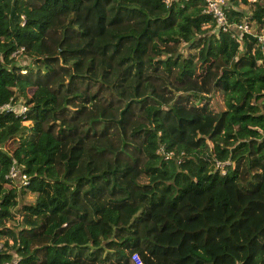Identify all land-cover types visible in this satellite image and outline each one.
Wrapping results in <instances>:
<instances>
[{
    "label": "trees",
    "instance_id": "trees-1",
    "mask_svg": "<svg viewBox=\"0 0 264 264\" xmlns=\"http://www.w3.org/2000/svg\"><path fill=\"white\" fill-rule=\"evenodd\" d=\"M240 1L232 37L204 0H0V108H26L0 109V264H264V0Z\"/></svg>",
    "mask_w": 264,
    "mask_h": 264
},
{
    "label": "built area",
    "instance_id": "built-area-1",
    "mask_svg": "<svg viewBox=\"0 0 264 264\" xmlns=\"http://www.w3.org/2000/svg\"><path fill=\"white\" fill-rule=\"evenodd\" d=\"M249 2H254L256 0H247ZM164 2H167V0H164ZM205 2V9L204 11L209 13L214 22L215 27L217 30L220 31H229L231 33V36L233 37L235 34L240 35L241 33H254V29L250 26L249 22L246 20H242L240 22H228L226 19L225 12L223 11V5H225V0H204ZM22 24V23H20ZM257 42L260 45H264V28L261 30V32L256 35ZM21 49L15 51L14 53L20 52ZM1 110H11L15 111L16 114H24L26 108L22 105L18 106L17 108H14L13 106L4 105L0 108ZM215 165L220 167L221 164L218 162H215ZM223 172L220 173L222 175ZM8 181H14L17 186H23L26 184V175L22 173L16 165H11L7 171V173L4 176ZM0 249H2V242L0 239ZM131 261L133 264H141L139 258L135 253L131 254L130 256ZM4 264H17V259L12 258L11 261L5 262Z\"/></svg>",
    "mask_w": 264,
    "mask_h": 264
},
{
    "label": "rangeland",
    "instance_id": "rangeland-1",
    "mask_svg": "<svg viewBox=\"0 0 264 264\" xmlns=\"http://www.w3.org/2000/svg\"><path fill=\"white\" fill-rule=\"evenodd\" d=\"M237 8H240L243 10V12H247L248 11V6L246 4H244L242 2V0L240 1V3L238 4ZM249 12H247L248 14ZM250 14H251V11H250ZM252 27L253 26H256L254 23L250 24ZM21 61L25 63H27V60H24V59H20ZM208 99H209V104H210V107L214 110V111H219V110H222L224 109L225 105H224V100H223V96L221 93H219L218 91H214L213 93L210 94V96H208ZM14 105V106H13ZM12 106L14 108H17L18 106H20L19 103H14ZM25 124V123H24ZM6 151H8L7 148H5ZM43 175L45 177H47L48 179H54V173L52 171L51 168H47L44 172H43ZM19 200H21V202H24V203H32L33 199H34V194L32 193H28L26 192L25 194H23L20 198H17ZM4 241V238H2V242ZM222 253V252H220ZM224 256V259L222 261L218 260V262L220 264H223L225 263L226 261V257L225 255L223 254ZM190 264V263H188Z\"/></svg>",
    "mask_w": 264,
    "mask_h": 264
}]
</instances>
